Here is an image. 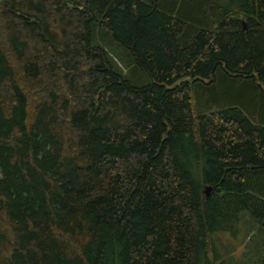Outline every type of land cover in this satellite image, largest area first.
<instances>
[{
	"label": "trees",
	"instance_id": "16d2710c",
	"mask_svg": "<svg viewBox=\"0 0 264 264\" xmlns=\"http://www.w3.org/2000/svg\"><path fill=\"white\" fill-rule=\"evenodd\" d=\"M245 212L264 0H0V264H227Z\"/></svg>",
	"mask_w": 264,
	"mask_h": 264
},
{
	"label": "rangeland",
	"instance_id": "374dc122",
	"mask_svg": "<svg viewBox=\"0 0 264 264\" xmlns=\"http://www.w3.org/2000/svg\"><path fill=\"white\" fill-rule=\"evenodd\" d=\"M122 67L126 72L123 63ZM215 238H218L217 250L227 264H260L264 253V231L250 213H242L234 233L216 234ZM226 254L229 258H226Z\"/></svg>",
	"mask_w": 264,
	"mask_h": 264
},
{
	"label": "water",
	"instance_id": "95a60500",
	"mask_svg": "<svg viewBox=\"0 0 264 264\" xmlns=\"http://www.w3.org/2000/svg\"><path fill=\"white\" fill-rule=\"evenodd\" d=\"M208 190H209V189H208ZM206 194H207V196H208V195H209V191H207V193H206Z\"/></svg>",
	"mask_w": 264,
	"mask_h": 264
}]
</instances>
